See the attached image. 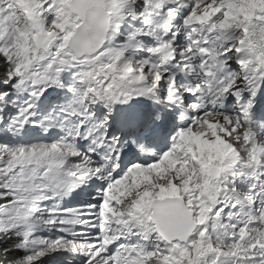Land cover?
Masks as SVG:
<instances>
[{
	"label": "snow or ice",
	"instance_id": "6c2138e0",
	"mask_svg": "<svg viewBox=\"0 0 264 264\" xmlns=\"http://www.w3.org/2000/svg\"><path fill=\"white\" fill-rule=\"evenodd\" d=\"M0 264H264V0H0Z\"/></svg>",
	"mask_w": 264,
	"mask_h": 264
}]
</instances>
